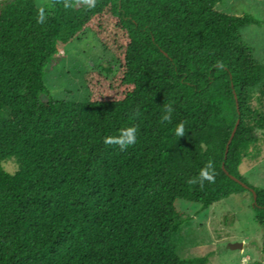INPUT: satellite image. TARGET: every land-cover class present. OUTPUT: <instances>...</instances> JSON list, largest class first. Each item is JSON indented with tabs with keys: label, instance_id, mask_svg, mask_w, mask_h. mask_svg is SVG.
<instances>
[{
	"label": "trees",
	"instance_id": "1",
	"mask_svg": "<svg viewBox=\"0 0 264 264\" xmlns=\"http://www.w3.org/2000/svg\"><path fill=\"white\" fill-rule=\"evenodd\" d=\"M220 1L0 0V264H205L176 254V201L252 190L264 233V189L229 176L264 139V68L240 34L264 22ZM88 31L115 71L84 73L81 102L41 101L45 65ZM129 126L135 143L104 142Z\"/></svg>",
	"mask_w": 264,
	"mask_h": 264
},
{
	"label": "rangeland",
	"instance_id": "2",
	"mask_svg": "<svg viewBox=\"0 0 264 264\" xmlns=\"http://www.w3.org/2000/svg\"><path fill=\"white\" fill-rule=\"evenodd\" d=\"M35 1L42 10H46L47 0ZM214 10L233 16L250 14L264 22V0H221ZM240 34L242 42L251 48L255 61L264 68V27L248 25L241 29ZM116 68L113 55L103 50L94 34L88 31L65 45L45 65L43 81L46 93L40 95V100L47 101L52 97L81 102L89 95L83 83L84 73L101 69L112 74ZM259 147L260 153L244 159L239 172L245 185L264 189V139ZM4 166L13 171L11 163ZM175 205L190 217L176 238L178 257H205V264L264 263V233L255 220L253 193L230 195L207 208L182 199H178ZM234 243H242L243 246L231 249L229 245Z\"/></svg>",
	"mask_w": 264,
	"mask_h": 264
},
{
	"label": "clouds",
	"instance_id": "3",
	"mask_svg": "<svg viewBox=\"0 0 264 264\" xmlns=\"http://www.w3.org/2000/svg\"><path fill=\"white\" fill-rule=\"evenodd\" d=\"M172 112V108L168 105H165V112L162 116L163 120L170 119V113ZM175 134L177 136H182L185 134L184 124L183 122H178L175 126ZM136 141V129L132 126L123 128L120 130V134L118 137H106L105 143H116L119 145L121 150H124L127 145H131ZM212 162L208 161L199 172V177L201 181L208 180L211 182L214 179L213 171H212Z\"/></svg>",
	"mask_w": 264,
	"mask_h": 264
},
{
	"label": "water",
	"instance_id": "4",
	"mask_svg": "<svg viewBox=\"0 0 264 264\" xmlns=\"http://www.w3.org/2000/svg\"><path fill=\"white\" fill-rule=\"evenodd\" d=\"M238 123H239V120H237L236 121V123H235V126H234V128H233V130H232V133H231V137L230 138H232V136L234 135V133H235V130H236V128H237V126H238ZM223 170L227 173V174H229L227 171H226V169L223 167ZM232 179H234V180H236V181H238L240 184H242L244 187H247V185H245L242 181H240L239 179H237L236 177H234V176H232V175H229ZM252 193H253V195H254V202L256 201V194H255V192L252 190ZM230 246V248L231 249H237V248H241L242 246H243V244L242 243H234V244H230L229 245ZM264 264V263H263Z\"/></svg>",
	"mask_w": 264,
	"mask_h": 264
}]
</instances>
